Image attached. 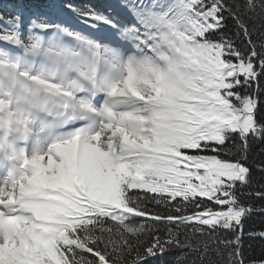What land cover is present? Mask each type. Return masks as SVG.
<instances>
[{
	"label": "snow or ice",
	"instance_id": "snow-or-ice-1",
	"mask_svg": "<svg viewBox=\"0 0 264 264\" xmlns=\"http://www.w3.org/2000/svg\"><path fill=\"white\" fill-rule=\"evenodd\" d=\"M50 12L0 15V264H264V0Z\"/></svg>",
	"mask_w": 264,
	"mask_h": 264
},
{
	"label": "trees",
	"instance_id": "trees-1",
	"mask_svg": "<svg viewBox=\"0 0 264 264\" xmlns=\"http://www.w3.org/2000/svg\"><path fill=\"white\" fill-rule=\"evenodd\" d=\"M108 2L111 5H116L119 3V0H108ZM54 6L59 7L62 5L57 0H0V15L6 20L8 17L14 15L15 11L20 8H24L25 10L39 8L41 11L51 14L50 9ZM231 24L232 21H229V25ZM262 147H264V145L260 142L254 143L250 158H256ZM258 158L264 159V156H259ZM255 175L258 178L261 177V174L258 172H256ZM260 183L264 184V179L260 180ZM242 199H247V197H242ZM243 231L245 233L243 238V252L246 260L264 259V241L259 239L252 240L247 236V233L250 231H264V215H252L245 220ZM177 255H179L178 252H172L161 257H156L150 260V264H173Z\"/></svg>",
	"mask_w": 264,
	"mask_h": 264
}]
</instances>
